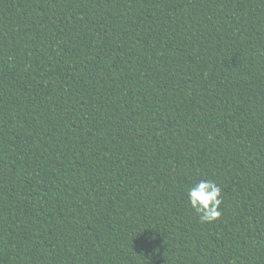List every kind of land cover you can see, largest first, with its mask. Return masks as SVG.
Listing matches in <instances>:
<instances>
[{"label":"trees","instance_id":"trees-1","mask_svg":"<svg viewBox=\"0 0 264 264\" xmlns=\"http://www.w3.org/2000/svg\"><path fill=\"white\" fill-rule=\"evenodd\" d=\"M0 264H264V0H0Z\"/></svg>","mask_w":264,"mask_h":264},{"label":"clouds","instance_id":"clouds-1","mask_svg":"<svg viewBox=\"0 0 264 264\" xmlns=\"http://www.w3.org/2000/svg\"><path fill=\"white\" fill-rule=\"evenodd\" d=\"M222 189L212 180L202 179L186 190L188 202L201 223H212L222 215Z\"/></svg>","mask_w":264,"mask_h":264}]
</instances>
